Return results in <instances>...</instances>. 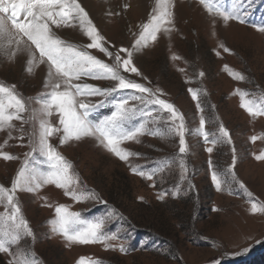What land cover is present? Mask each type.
Masks as SVG:
<instances>
[{"label":"snow or ice","instance_id":"1","mask_svg":"<svg viewBox=\"0 0 264 264\" xmlns=\"http://www.w3.org/2000/svg\"><path fill=\"white\" fill-rule=\"evenodd\" d=\"M197 3L210 18L213 29L218 24L225 28L232 22L248 24L245 5L250 0H197ZM122 7L126 12L130 5L124 3ZM175 8L176 0H154L146 22L138 25V33H132L135 39L131 46L117 48L102 35L82 0H0V64L22 61L27 75L44 73L43 90L35 97L23 95L15 84L0 82V134L4 136L0 161H20L10 186L0 184V254L9 257L7 264H40L31 246L21 247L23 241L36 239L22 211L19 199L22 193L37 197L43 201V207L53 209L49 231L61 237L66 246L99 244L104 251L127 253L121 237L106 231L118 215L115 209L93 219L73 210V205L90 201L107 204L95 190L88 189L73 163L60 151L61 147L86 139L128 165L133 175L153 181L151 187H155L157 176L163 180L167 170L178 167L181 184L187 181L190 190L194 188L187 163L191 152L187 137L191 134L202 141L210 157L208 167L215 190L223 193L227 188L231 194V185H238L248 197V213L264 216V201L255 198L236 175L237 154L229 130L218 117L210 121L206 115L208 108L203 98L208 95L207 90L187 89L198 117V127L189 129L185 114L164 98L167 94L163 89L150 86L151 81L135 64L138 54L161 38L170 39L177 30ZM121 15L112 9L104 12L106 18ZM251 27L264 34V23ZM64 30L78 33L82 40L61 35ZM218 46L224 53L232 54L224 43ZM216 55L221 53L217 51ZM180 59L176 54L171 56L172 61ZM178 70L185 72L184 68ZM224 71L234 81H246L243 73L228 65ZM196 75L202 79L205 73L199 71ZM193 82L192 78L185 80V83ZM233 95L252 120L264 117V93L237 88ZM104 108L110 109L109 113L96 118L95 113ZM211 110L215 111V105H211ZM209 123L217 125L215 131L207 130ZM146 136L176 141L178 151L158 161L150 170L135 166L131 161L142 158L141 154L126 145H139ZM53 139L58 143L54 144ZM250 140L255 144L264 140V134L252 135ZM11 141L16 142L12 146L28 149L22 161L20 156L4 150ZM223 145L230 146L231 163L220 171L211 155ZM252 156L257 162H264V150ZM47 186L61 190L73 204L49 203L47 197L40 196ZM179 187L172 192L173 197L179 194ZM166 195L167 192H160L157 199L163 201ZM78 264L102 262L81 257ZM212 264H222V260Z\"/></svg>","mask_w":264,"mask_h":264},{"label":"rangeland","instance_id":"2","mask_svg":"<svg viewBox=\"0 0 264 264\" xmlns=\"http://www.w3.org/2000/svg\"><path fill=\"white\" fill-rule=\"evenodd\" d=\"M124 3L130 5L126 12L122 7ZM153 3L154 0H82L102 35L117 48L131 46L135 39L132 33L139 32L138 25L146 22ZM245 6L247 25L232 22L226 28L218 24L213 29L197 0H176L177 30L170 39L161 38L138 54L134 61L151 81L150 86L163 89L167 94L164 98L185 114L189 129L198 127V117L187 89L203 87L207 90L208 95L203 98L208 108L206 115L210 121L218 117L229 130L236 148L237 177L255 198L264 201V162H257L252 156L264 150V140L255 144L250 140L252 135L264 134V117L252 120L239 107L238 97L233 95L237 88L264 93V34L251 27L264 23V0H250ZM109 9L120 11L122 15L106 18L104 12ZM61 35L82 40L71 30H64ZM221 42L232 54L219 48ZM217 51L220 56L216 55ZM172 54L181 59L172 61ZM225 65L243 73L246 81H234L224 71ZM180 68L185 72H180ZM199 71L205 73L202 79L197 78ZM43 77L41 71L27 75L22 61L0 64V82L15 84L25 96L35 97L43 90ZM186 78L194 82L185 83ZM211 105H215L214 112ZM109 111L108 108L100 109L95 117L101 118ZM216 127L209 123L207 130L213 132ZM3 139L0 134V143ZM187 139L191 148L187 163L194 185L190 190L187 181L181 184L179 169L175 166L163 174V180L157 176L155 187H151L153 181L133 175L128 165L90 139L60 148L88 189L95 190L107 201L106 205L92 201L75 204L73 210L93 219L115 209L118 215L106 231L116 232L121 237L128 249L126 254L104 251L99 244L66 246L61 237L49 231L48 221L54 216L53 209L43 207V201L37 197L23 193L19 194L22 211L36 239L23 241L21 247L31 246L40 264H78L81 257L98 259L102 264H212L217 259H221L222 264L255 263L264 253V216L248 213V197L238 185H231V194L227 188L223 193L217 192L211 182L210 157L205 146L191 134ZM15 143L11 141L4 150L20 156L22 161L28 149L12 146ZM53 143L58 141L53 139ZM126 147L141 154L142 158L131 161L133 165L150 170L158 161L174 155L178 142L146 136L141 144ZM211 159L217 170H225L231 163L230 146H218ZM19 167L20 161H0V184L10 186ZM177 185L180 186L179 194L173 197ZM160 192L168 193L163 201L157 199ZM40 196L47 197L53 204H73L54 186H47ZM8 259L7 255L0 254V264H7Z\"/></svg>","mask_w":264,"mask_h":264},{"label":"trees","instance_id":"3","mask_svg":"<svg viewBox=\"0 0 264 264\" xmlns=\"http://www.w3.org/2000/svg\"><path fill=\"white\" fill-rule=\"evenodd\" d=\"M256 262L253 264H264V253L258 256V259L255 260ZM252 264V263H250Z\"/></svg>","mask_w":264,"mask_h":264}]
</instances>
